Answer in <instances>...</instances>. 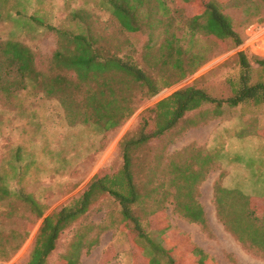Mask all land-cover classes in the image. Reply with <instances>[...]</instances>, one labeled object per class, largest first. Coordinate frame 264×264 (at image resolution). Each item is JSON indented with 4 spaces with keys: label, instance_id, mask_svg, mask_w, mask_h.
I'll return each mask as SVG.
<instances>
[{
    "label": "rangeland",
    "instance_id": "374dc122",
    "mask_svg": "<svg viewBox=\"0 0 264 264\" xmlns=\"http://www.w3.org/2000/svg\"><path fill=\"white\" fill-rule=\"evenodd\" d=\"M256 3L259 15L249 25L238 26L242 36L238 46L216 43L202 33L186 32L177 18L173 24L179 27L177 36L181 37L186 53L202 56L199 67L155 95L133 91L134 112L119 126L100 133L93 125L68 126L57 100L43 93L44 77L57 72L74 77L72 71L52 68L50 59L59 39L51 28L77 32L87 27L96 38L103 34L104 40L98 44L104 50L131 55L154 76L163 72L173 75L175 72L167 67L150 68L143 58V45L147 42L152 54L157 53L155 50L163 40L158 28H147L137 36L116 31L111 9L104 0H0V40L14 39L28 46L34 54L36 69L45 75L9 97L0 94V186L5 185L9 191L6 198L0 199V264H23L28 259L42 220L26 209L20 192L30 193L45 204L46 215L80 195L97 174L112 172L120 166L122 140L135 135L147 109L157 101L190 85L203 88L213 97L225 98L240 69L238 52L246 56L254 78L262 73L264 65L259 66L256 60L264 59V4ZM183 5L177 2L175 7H183L188 16L198 10L192 3ZM17 146L22 147L18 160ZM131 155L138 187L152 190L139 207L145 212L142 223L146 221L147 229L162 228L167 239L171 236L177 243L179 258L194 255V261L201 264L212 260L217 264H264V254L238 240L230 224L225 223L227 217L219 214L216 202L217 187L224 184L228 188L221 187L219 198L228 203L234 222L239 219L240 226L245 222L247 208L264 214L263 199L253 196H264L263 106L239 103L216 107L215 103H204L186 112L171 129L132 149ZM175 166L188 167L190 191L182 194V190L180 200L190 201L186 206H192L195 215L201 207L204 225L191 221L171 201L176 186L183 184L181 178L171 183L173 175L179 173ZM117 210L113 199L100 200L64 231L51 254V264H65L64 255L78 226L81 232L87 229L85 239L91 244L86 245L91 247L81 248L74 264H148L132 244L135 235L118 230L121 221ZM241 234L251 243L254 240L264 245L260 234H249L244 228ZM169 239L167 246L172 245ZM199 252L211 258L199 259ZM183 261L191 262L189 258Z\"/></svg>",
    "mask_w": 264,
    "mask_h": 264
},
{
    "label": "trees",
    "instance_id": "16d2710c",
    "mask_svg": "<svg viewBox=\"0 0 264 264\" xmlns=\"http://www.w3.org/2000/svg\"><path fill=\"white\" fill-rule=\"evenodd\" d=\"M104 1L111 9V15L117 25L116 31L137 36L143 34L147 28H158L163 40L155 50L156 56L152 54V47L147 42L143 45V58L150 68L167 67L175 74L166 76L164 72H159V75L154 76L131 55H121L119 50H104L103 45L98 44L104 40L103 34L96 38L87 27H82L86 29L80 28L77 32L65 28H51L59 39L57 49L50 59L52 68L63 69L66 73L72 71L74 77L58 72L44 77L43 93L57 100L68 126L93 125L100 133L119 126L134 112L136 94L133 91H144L145 96L155 95L162 88L169 87L199 67L202 56L190 51L186 53L181 37L177 36L176 29L179 27L173 26L177 18L179 25H184L186 32L202 33L216 43L225 42L238 46L242 43L238 26L249 25L259 15L256 1L264 4V0H228L227 3L219 0ZM177 2L182 5L192 3L198 6V10L195 15L188 16L184 12V5L182 8L175 7ZM241 15L244 18H241ZM236 56L240 69L236 80L231 81L228 96L216 98L203 88L190 85L179 88L157 101L147 109L144 121L135 135L122 140L120 166L112 172L97 174L80 195L71 198L58 209L44 215L45 204L30 193L20 192L19 196L26 209H30L36 218H42L28 259L23 264H51V254L64 231L74 226L104 197L117 203V217L121 221L118 230L129 232L132 237L135 235L132 244L149 264H174L175 257L167 246L168 239L162 228L147 229L146 221L142 223L145 212L139 207L145 203V198L152 190L144 191L138 187L133 177L131 152L137 146L146 144L150 139L171 129L186 112L196 110L204 103H215L216 107L224 104L235 106L239 103L264 107V68L262 73L254 78L244 53L238 52ZM256 62L261 67L264 65V59L257 58ZM35 66L34 54L28 46L14 39L0 40V94L9 97L16 91L25 89L28 83L37 82L44 74ZM21 149V146L16 147L17 160L22 156ZM63 159L67 162L65 157ZM175 170L179 173L173 175L171 183L181 178L183 184L176 186L171 201L176 207L179 206L191 221L204 225L206 220L201 207L196 209L199 212L195 215L193 207L188 209L186 206L190 201L180 200L182 194H188L190 191L187 186V182H191L188 167L175 166ZM221 187H217L216 197L219 214L227 217L225 223L230 224V230L236 234L239 241L249 242L264 254V245L254 240L251 243L247 236L241 234L244 228V232H254L264 237V214L258 215L253 207L247 208L244 212L247 217L244 218L245 222H242L241 226L238 225L239 219L234 222L230 217L231 209L228 203L219 198ZM222 188L227 190L228 187ZM8 193L5 185L0 186V199L6 198ZM261 198L264 201L263 195L259 196V199ZM150 214L153 215L154 212ZM79 228L80 226L74 231L64 255L65 264H74L78 251L86 244H91L85 239L87 229L81 232ZM17 247L18 244L14 249ZM147 250L150 253H147Z\"/></svg>",
    "mask_w": 264,
    "mask_h": 264
},
{
    "label": "crops",
    "instance_id": "0c3cea01",
    "mask_svg": "<svg viewBox=\"0 0 264 264\" xmlns=\"http://www.w3.org/2000/svg\"><path fill=\"white\" fill-rule=\"evenodd\" d=\"M222 187L224 186V187H228V186H225L224 184L223 185H221ZM253 196H256V197H254L255 199H258L259 198V196L258 195H253ZM170 238V239H169ZM168 239H169V241H170V243L172 244L171 246L170 245H168V247H169V249H170V252H171V254L173 253L174 254V257H175V263L174 264H201V262H199V263H197V262H195L194 261V255H191L190 257H185V258H183V257H180L179 258V256H178V252H177V243H176V241H173V238L171 237V236H169L168 237ZM167 244H168V241H167ZM246 245L247 246H251L249 243H247L246 242ZM187 254V253H186ZM199 254V255H198ZM197 255H198V257H199V259L201 258V257H206V258H208V259H210L211 258V256L209 255V254H205V256L204 255H202V254H200V252L199 253H197ZM142 256V255H141ZM142 258L146 261V259L142 256ZM188 258H189V261H191V262H189V263H186V262H184L183 260H188ZM148 263V262H147ZM149 264V263H148ZM207 264H217L215 261H213L212 260V262H210V263H207Z\"/></svg>",
    "mask_w": 264,
    "mask_h": 264
}]
</instances>
